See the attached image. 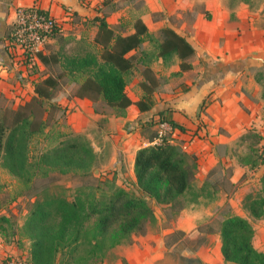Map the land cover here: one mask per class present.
Listing matches in <instances>:
<instances>
[{
	"label": "crops",
	"instance_id": "crops-1",
	"mask_svg": "<svg viewBox=\"0 0 264 264\" xmlns=\"http://www.w3.org/2000/svg\"><path fill=\"white\" fill-rule=\"evenodd\" d=\"M134 1L0 0V93L18 99L19 101H16L18 104L26 94L27 98L24 101L35 94V81L53 75L43 72L41 73L43 76L39 74L41 77L30 75L27 71L32 68L31 64L24 58L20 47L10 39L19 7L37 5L60 21L61 31L40 48L33 60L41 71L61 63H47L40 56L57 54V51L49 50V47L58 37L64 35L79 38L78 28L85 29L92 23L95 25L92 40L94 43L98 32V22L95 20L97 16H106L109 25L117 34L122 35L133 33L134 22L140 18L148 26L150 33L155 38H160L161 34L160 37L153 34L150 22L155 11L167 9V23L161 31L164 27L171 26L180 35L189 38L195 46V53L185 61L193 67L181 71L182 60L178 56L169 60L153 58L150 66L154 60H159L165 66H171V74H177L179 77L171 79L167 86L158 89L161 86V75L154 71L159 78L158 87L145 97L141 86L145 65L141 57L145 51L156 49L154 42L146 39L139 48L127 54L135 63L130 75L133 77L138 70L141 74L137 83L128 81L127 93L133 103L127 108L126 114L119 116L100 112L95 107L96 102L76 96L75 90L70 97H63L59 101L61 107L67 109L68 114L71 112L70 122L73 130L84 134L90 125H94L93 130L102 138L99 139V143H92L96 153L102 152L105 149L104 144L110 143L112 145L110 148L116 151L115 156L110 158V163L118 164L119 171L126 165L129 166L131 181L137 185L134 170L136 153L141 147L152 144L157 130V125H153L152 121L163 114L165 118L184 127L172 129L169 139L179 145L197 165L196 178L192 186L196 181L203 184L219 164L232 166L233 174L230 180L235 185L240 183L241 189L255 181L256 177L261 181L264 166L261 171L255 172L252 165L247 162L235 156L221 155L220 146H233L253 127L258 128L257 130L264 136L263 88L255 77V71L264 68V13L251 7V2L245 1L240 2L243 4H235L232 8L225 0H204L200 1L204 6L198 8L197 0H142L145 3V10L135 15L133 10H129ZM108 6H111L110 9ZM110 12L111 17L108 16ZM173 14L183 21L182 27L171 21L170 17ZM147 41L152 43L153 49H145ZM140 99H145L151 109L142 111L137 104ZM150 129L153 130V135L149 133ZM216 191L217 194H221L225 189L218 188ZM188 210L193 214V219H196L198 212L203 213L197 207ZM205 212L214 213L211 209ZM231 215H240L253 222L255 229L253 244L257 249L264 251V217L253 221L249 213L238 205H234V214ZM17 251L18 247L12 250ZM220 253L219 264H235L225 261L221 247ZM204 260L209 264H215L211 258L206 257Z\"/></svg>",
	"mask_w": 264,
	"mask_h": 264
},
{
	"label": "trees",
	"instance_id": "trees-1",
	"mask_svg": "<svg viewBox=\"0 0 264 264\" xmlns=\"http://www.w3.org/2000/svg\"><path fill=\"white\" fill-rule=\"evenodd\" d=\"M95 20L98 22L93 43L96 51L88 50L84 55L67 60L65 68L57 75L35 81V94L29 100L6 107L0 114V159L20 180L30 181L55 171L88 173L96 165V150L82 134L60 132L55 145L32 155L35 137L45 134L48 128L53 129L56 115L63 112L54 99L63 78L71 76L78 82L76 96L103 102L116 115L124 116L133 103L127 85L135 66L134 59L127 54L139 48L143 41L150 39L156 48L145 51L141 57L145 65L141 81L145 97L159 84L149 64L153 58L169 60L178 56L182 60L181 71L193 67L185 60L195 53V46L171 26L164 27L161 37L155 38L140 18L134 22L135 31L127 35L117 34L106 16H97ZM59 32L53 29L50 38ZM40 56L47 63L61 62L58 53ZM256 79L263 87L264 98V72H259ZM137 104L142 111L151 109L145 99ZM163 122L171 126L163 143L143 146L136 153V192L115 185L109 195L82 192L74 200L55 196L36 203L22 229L23 236L31 242V264H89L94 259H102L108 250L130 240L133 233L143 229L145 220L154 216L149 199L173 205L190 190L197 165L169 139L172 129L184 127L163 114L152 124L157 125L158 130ZM52 129L46 136L52 135ZM157 135L158 132L154 139ZM261 181V194L249 198V211L255 218L264 217V175ZM6 221L7 217H1L0 226ZM220 231L221 251L226 262L264 264V251L253 244L255 229L249 219L229 215L221 222ZM125 264H128L126 260Z\"/></svg>",
	"mask_w": 264,
	"mask_h": 264
},
{
	"label": "rangeland",
	"instance_id": "rangeland-1",
	"mask_svg": "<svg viewBox=\"0 0 264 264\" xmlns=\"http://www.w3.org/2000/svg\"><path fill=\"white\" fill-rule=\"evenodd\" d=\"M197 1H199L196 4L198 8L204 6L203 3L201 4L204 0ZM244 1L251 2V7L264 13V0H225L232 8L235 4H243L240 2ZM110 7L108 6V9ZM129 10H133L135 15L142 13L145 10V3L142 0H135ZM111 13L108 16L111 17ZM167 15V9L155 11L152 15L150 28L157 37H160L161 28L167 23ZM190 16L188 15L189 18H192ZM170 19L178 27L183 26V21L176 14L171 15ZM94 29L95 25L91 23L85 29L78 28L79 38L77 36L65 37L64 35L58 37L50 44L49 50L57 51L61 63L43 71L34 65L27 72L30 75H38V77L43 76L42 72L57 75L65 68L67 60L84 55L88 50L96 51L92 41ZM145 49H153L150 41H147ZM151 66L157 74L161 75V86L158 89L167 86L171 79L179 77L177 74H171V66H165L159 60H154ZM261 71L264 72V68L257 69L255 77ZM140 74L138 70V73H135L133 77L129 75V82L137 83ZM78 85V82L71 76L63 78L54 99L59 102L63 97H70ZM26 95L22 97L20 103L27 98ZM17 100L7 97L1 92L0 114L6 107L17 106L19 104H17ZM95 107L100 112L115 114L114 110L103 102H96ZM70 114L67 109L58 112L52 126L53 129L48 128L45 134L39 135L33 140L32 155L55 145L57 142L55 139L60 132L72 135L82 134L73 130ZM50 129L53 130L52 135L46 136ZM93 129L94 125H90L82 135L88 137L92 143H99L101 135L99 137ZM257 129L253 127L245 132L233 146H220L221 155L235 156L250 165L254 164L253 168L250 167L255 172L261 171L264 166V138H262L264 136ZM149 133L153 135L154 132L150 129ZM109 144H104L105 149L102 152L98 151L96 165L88 173L55 171L50 172L48 176L38 175L30 181L20 180L12 175L0 159V223L1 217L8 218V221L0 226V264H4L6 259L14 256H19L25 260L26 264H31L29 261L31 242L23 236L22 229L38 201L55 196L74 200L82 192L96 193L98 196L104 193L109 195L114 192L115 185L125 187L131 193L137 191V185L131 181L129 166L126 165L119 171L118 164L110 163V158L115 156L116 151H113V148H110L112 145ZM191 160L193 162L192 158ZM232 174V166L226 167L219 164L203 184L194 182L190 190L173 205L149 199L155 214L145 220L143 229L133 233L130 240H124L123 243L108 250L102 259H94L89 264H125V260L127 263L129 261V264H148L149 262L152 264H209L204 260L206 257L211 258L215 264H219L221 260V222L227 216L234 214V205H238L239 208L249 213L253 221L259 219L250 214L248 205L250 197H258L261 194L262 181L256 177L255 181H251L241 189L240 183L232 184L230 180ZM218 188H224V193L217 194L215 190ZM192 207H197L204 214L198 212L196 219H193V214L188 210ZM208 209L213 210L214 213L207 214L205 211ZM185 225L187 226L185 227ZM14 247H18L17 252H12Z\"/></svg>",
	"mask_w": 264,
	"mask_h": 264
},
{
	"label": "built area",
	"instance_id": "built-area-1",
	"mask_svg": "<svg viewBox=\"0 0 264 264\" xmlns=\"http://www.w3.org/2000/svg\"><path fill=\"white\" fill-rule=\"evenodd\" d=\"M53 29L61 31L60 21L45 9L32 5L21 6L17 10L15 27L10 35V39L23 51L24 58L33 67V60L42 46L50 39ZM12 37V38H11ZM171 126L167 122L159 125L158 135L153 140V145L163 143L167 132ZM4 264H26L25 260L19 256L6 259Z\"/></svg>",
	"mask_w": 264,
	"mask_h": 264
}]
</instances>
